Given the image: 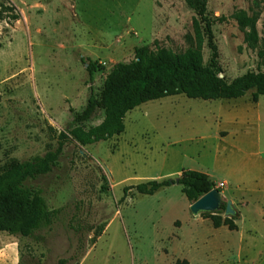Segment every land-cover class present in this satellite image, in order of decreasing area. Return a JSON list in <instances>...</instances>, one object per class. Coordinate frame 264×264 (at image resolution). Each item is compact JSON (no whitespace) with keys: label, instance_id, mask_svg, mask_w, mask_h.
I'll return each instance as SVG.
<instances>
[{"label":"rangeland","instance_id":"1","mask_svg":"<svg viewBox=\"0 0 264 264\" xmlns=\"http://www.w3.org/2000/svg\"><path fill=\"white\" fill-rule=\"evenodd\" d=\"M196 1L212 21L218 75L264 72V0H0V173L54 150L89 86L98 97L105 76L136 48L190 47ZM238 12L253 18L254 48ZM202 58L210 65L206 42ZM89 61L98 66L91 84ZM102 117L97 110L86 126ZM124 126L87 146L70 138L51 172L29 181L55 217L28 237L0 232V264H264V198L252 185V144L264 148V97L168 96L128 112ZM186 170L210 175L239 213L237 230L189 212L174 184ZM163 180L172 184L152 195L136 189Z\"/></svg>","mask_w":264,"mask_h":264},{"label":"trees","instance_id":"2","mask_svg":"<svg viewBox=\"0 0 264 264\" xmlns=\"http://www.w3.org/2000/svg\"><path fill=\"white\" fill-rule=\"evenodd\" d=\"M192 5L199 19L193 20L192 36L186 38L190 47L183 52H174L154 42L152 47L136 48L131 61L115 64L105 76L98 97L89 86L84 108L74 115L71 127L58 134L54 150L34 161L12 162L0 173V232L28 237L52 224L55 212L48 209L42 191L28 183L51 172L70 138L80 146H87L120 135L124 132V118L128 112L143 103L168 96L184 95L207 101L238 99L250 93L254 103L264 97V72H246L231 80L218 75L212 21L205 16L203 1L192 2ZM234 18L241 29L249 30L244 41L254 48L257 38L253 18L243 12L236 13ZM204 42L211 52L210 65L203 63ZM260 57L264 59V50ZM86 69L91 84L98 71L97 63L89 61ZM97 110L102 111L101 122L86 126ZM178 183L190 203L216 188L207 175L193 170L182 171ZM171 184L169 180L149 181L137 185L136 189L140 194L152 195ZM217 190L221 192L219 188ZM221 213L224 210L217 212ZM201 215L211 218L214 228L223 225L230 231L237 230L235 221L239 220V213L235 210L231 217L223 219L207 213Z\"/></svg>","mask_w":264,"mask_h":264},{"label":"water","instance_id":"3","mask_svg":"<svg viewBox=\"0 0 264 264\" xmlns=\"http://www.w3.org/2000/svg\"><path fill=\"white\" fill-rule=\"evenodd\" d=\"M174 184L179 185L178 178L174 180ZM224 210V217H231L234 214L231 202H224L222 194L214 188L208 193L200 196L197 200L189 205V212L194 215L203 213L215 214Z\"/></svg>","mask_w":264,"mask_h":264},{"label":"crops","instance_id":"4","mask_svg":"<svg viewBox=\"0 0 264 264\" xmlns=\"http://www.w3.org/2000/svg\"><path fill=\"white\" fill-rule=\"evenodd\" d=\"M260 119V117H257L256 120ZM264 148L260 149L259 144L255 143L252 144V163L253 167H255V171L252 172V185L255 184V187L260 190L261 194L258 196L257 200H261L264 198ZM202 173V172H201ZM241 174V171L238 172ZM236 174V185H242L243 184V178L244 174L239 175ZM210 179V175L205 174ZM238 179V180H237ZM242 182H240V181Z\"/></svg>","mask_w":264,"mask_h":264},{"label":"built area","instance_id":"5","mask_svg":"<svg viewBox=\"0 0 264 264\" xmlns=\"http://www.w3.org/2000/svg\"><path fill=\"white\" fill-rule=\"evenodd\" d=\"M217 188V187H216Z\"/></svg>","mask_w":264,"mask_h":264}]
</instances>
